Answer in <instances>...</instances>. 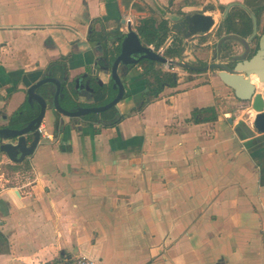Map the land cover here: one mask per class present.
Listing matches in <instances>:
<instances>
[{
    "label": "crops",
    "instance_id": "0c3cea01",
    "mask_svg": "<svg viewBox=\"0 0 264 264\" xmlns=\"http://www.w3.org/2000/svg\"><path fill=\"white\" fill-rule=\"evenodd\" d=\"M136 1L170 26L190 12L213 16L211 32L193 36L207 39L202 47L219 38L230 12L249 15L235 4L264 34V0H0V128L10 127L27 89L47 74L70 82L91 75L105 41L117 45L129 18L134 28ZM61 58L66 66L53 67ZM217 74L183 71L176 87L135 112L146 80L136 67L118 106L128 116L99 133L48 111L32 157L13 163L0 154V264L78 256L101 264H264V134L250 104ZM98 77L108 84V75ZM209 107L216 121H190Z\"/></svg>",
    "mask_w": 264,
    "mask_h": 264
},
{
    "label": "water",
    "instance_id": "95a60500",
    "mask_svg": "<svg viewBox=\"0 0 264 264\" xmlns=\"http://www.w3.org/2000/svg\"><path fill=\"white\" fill-rule=\"evenodd\" d=\"M239 5L245 9L252 21L253 31L249 38L245 39L238 35L230 34L223 36L217 43L212 57L213 61L220 60L223 44L227 41H234L241 44L244 48L242 54L231 56L228 61L233 62L232 66L221 62H212L202 67L195 66L190 62L181 60H170L164 57L163 53L155 50V46H146L142 43L138 33L132 24L127 25L126 32L120 33L116 41H120V52L111 59L108 50H105L101 58L102 64L90 74H84L77 78L75 82H70L68 76L62 80L47 74L27 89L28 104L31 108H38L39 114L25 123L21 128L4 127L0 128V154H4L13 163H22L25 159L34 155L37 150L42 134L39 131L48 111L57 117L77 120L89 114H101L115 106H119L125 99L127 87L125 78L142 60H151L163 65L176 66L192 72H207L210 70L218 71L219 79L229 87L237 100L250 104L254 112L253 126L257 132L264 134V95L258 92L254 79L263 87L264 91V34H258V21L256 16L244 5ZM228 13V10L226 14ZM125 21H123V24ZM215 20L213 16L206 15L203 11L187 13L184 17L176 20L171 29L176 36L184 41L198 34H208L211 32ZM257 39L258 49L251 57L250 43ZM107 43V40L105 41ZM115 43L108 47L114 48ZM101 48V46H100ZM103 72L109 76V83L113 90L117 92L115 98L103 106H78L70 110L62 106L66 91L76 100L77 97L86 96L89 100L94 99L95 90L93 83L100 86L103 82L98 77V73ZM88 78L86 81H84ZM63 123V121H60ZM108 122H104L106 124Z\"/></svg>",
    "mask_w": 264,
    "mask_h": 264
},
{
    "label": "trees",
    "instance_id": "16d2710c",
    "mask_svg": "<svg viewBox=\"0 0 264 264\" xmlns=\"http://www.w3.org/2000/svg\"><path fill=\"white\" fill-rule=\"evenodd\" d=\"M126 1L129 2L130 0ZM134 8L137 12L136 19L134 21V29L138 33L142 43L146 46L154 45L156 51L164 48L163 55L168 59H184V53L186 50L185 41L173 34L169 21L156 17L154 11L146 7L141 1H136ZM252 31V19L244 10H240V12H230L219 26L216 34L219 38H222L225 35L234 34L246 39L252 34ZM98 35L100 39L104 38L102 34ZM171 37L172 40L170 44L166 45L167 40ZM206 40L207 39L203 38L201 43H204ZM104 47L105 50H108V54H110L111 59H113L120 52V41H118L117 46L112 49L108 47L107 44ZM233 55L234 52L232 42H225L222 47L220 58L228 60ZM55 65H62L61 67L66 66L65 58H61V62L53 64V67ZM195 65L202 67L205 66L206 63L199 62L198 64L195 63ZM138 67L140 68L143 76L146 78L144 92L141 95V103L139 107L135 109V112H142L148 105L158 100L166 88L176 87L178 85L179 75L177 72L172 71V67L169 68L170 70H166L163 68V64L151 60H142ZM58 71L59 70H55V74ZM185 71L196 73L189 70ZM92 87L95 90L94 101L90 105L83 106L92 107L106 105L111 102L117 94V92L113 90L111 83L103 84L101 86L98 83H93ZM129 96L130 94L127 91L125 99ZM81 105L82 104L74 100L68 91H66L65 99L62 102V106L65 109L70 110ZM38 114L39 109L31 108L27 102L12 118L9 125L12 128L19 129L25 123L35 118ZM127 116L128 115L121 114L118 107L115 106L101 114H89L83 116L77 119V121H85L98 126L99 128H97L95 132L99 133L101 127L118 125ZM217 117L218 111L216 107H209L194 110L190 121L195 123L214 122L217 120ZM105 121L108 123L104 124ZM59 129H61V127L57 124L56 130ZM16 169L18 170V168Z\"/></svg>",
    "mask_w": 264,
    "mask_h": 264
},
{
    "label": "rangeland",
    "instance_id": "374dc122",
    "mask_svg": "<svg viewBox=\"0 0 264 264\" xmlns=\"http://www.w3.org/2000/svg\"><path fill=\"white\" fill-rule=\"evenodd\" d=\"M218 37V36H217ZM195 39H200V37H191L188 39V41H185V45H186V50L190 52V55H184V59L185 61L187 62H194L196 64H198L199 62H203V63H209L210 61V56H212V53L214 52V49L216 48V45L218 43V40L219 38H215V40L213 41V44L211 46H208V47H202L200 45V42L201 40L197 41V43H194L193 41ZM191 56L192 58L194 59H191ZM203 56L204 57V60L200 59L199 57ZM217 62H220V61H217ZM171 66H168V65H163V68L166 69V70H170ZM177 68V67H176ZM175 69H172V71H175V72H183L184 69H181V68H177V70ZM260 91H262L260 88H259ZM233 94V92H232ZM234 96V94H233Z\"/></svg>",
    "mask_w": 264,
    "mask_h": 264
},
{
    "label": "built area",
    "instance_id": "2783aa9c",
    "mask_svg": "<svg viewBox=\"0 0 264 264\" xmlns=\"http://www.w3.org/2000/svg\"><path fill=\"white\" fill-rule=\"evenodd\" d=\"M127 23L131 24L132 20L129 18ZM160 51L163 53L164 48H161ZM170 60H173V59H170ZM166 65H168V64H166ZM168 66H170V65H168ZM171 67L173 69L176 68V66H171ZM177 68H176V70H177ZM177 73H178V75L181 74L180 71ZM39 131L41 132V134H44V129L42 127L39 128ZM3 178H4V176L0 175V179H3ZM64 264H101V263L96 261V260L90 259L86 256H78V257H70V258L65 259Z\"/></svg>",
    "mask_w": 264,
    "mask_h": 264
},
{
    "label": "flooded vegetation",
    "instance_id": "af4514ba",
    "mask_svg": "<svg viewBox=\"0 0 264 264\" xmlns=\"http://www.w3.org/2000/svg\"><path fill=\"white\" fill-rule=\"evenodd\" d=\"M257 41V39H254L251 43H250V45H251V51H250V55H249V57H251V56H253L254 54H255V52L257 51V49H258V44H256V45H254L255 44V42ZM234 55H236V54H234ZM218 60H216V61H212V62H217ZM221 63H225V64H228L229 66H232L234 63L233 62H229L228 60H223V59H220L219 60ZM195 65V64H194ZM196 66V65H195ZM199 67V66H198ZM183 71H185V69L183 70ZM42 79V78H41ZM76 80V79H75ZM75 80H74V82H75Z\"/></svg>",
    "mask_w": 264,
    "mask_h": 264
},
{
    "label": "bare ground",
    "instance_id": "6f19581e",
    "mask_svg": "<svg viewBox=\"0 0 264 264\" xmlns=\"http://www.w3.org/2000/svg\"><path fill=\"white\" fill-rule=\"evenodd\" d=\"M254 83H255L256 85H259L257 79H254ZM259 86H260V85H259ZM257 88H258V87H257ZM258 90H259V89H258Z\"/></svg>",
    "mask_w": 264,
    "mask_h": 264
}]
</instances>
